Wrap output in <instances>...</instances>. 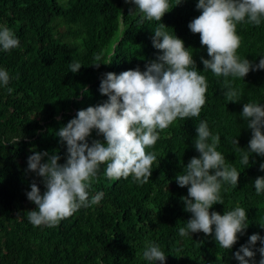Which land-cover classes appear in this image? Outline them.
Instances as JSON below:
<instances>
[{"label": "trees", "instance_id": "obj_1", "mask_svg": "<svg viewBox=\"0 0 264 264\" xmlns=\"http://www.w3.org/2000/svg\"><path fill=\"white\" fill-rule=\"evenodd\" d=\"M168 2L170 11L160 23L182 39L196 70L207 81L199 117L177 118L166 129L157 130L155 145L146 148L156 155L148 183L141 184L131 175L109 179L104 174L106 166L101 165L88 189L89 201L102 194L97 204L81 207L55 227H37L28 220V211L36 206L26 192L34 180L41 194L46 189L41 177L27 171V157L33 151H47L61 157L58 163L65 162L66 144L57 131L78 110L107 100L99 92L104 73L118 75L137 67L144 71L147 63L162 54L152 45V31L159 22L139 24L138 9L125 0H0V26L10 28L20 42L9 51L0 47V69L10 76L7 86L0 84V264H160L143 258L146 241L165 253L164 264H239L234 253L248 237H264V191L258 195L254 188L255 179L264 176L260 169L264 156L249 153L246 166L240 163L238 150L247 151L251 139L241 113L244 103L264 105V70H250L243 79L217 77L204 70L201 57L209 59L207 48L199 34L188 28L201 14L198 0ZM237 34L241 39L237 56L258 64L264 56V18L259 26L238 23ZM96 56L101 59L96 61ZM72 62L82 65L77 73L70 71ZM94 63L102 64L95 68ZM226 80L240 92L237 102L225 97ZM8 88L13 89L11 94ZM201 120L207 121L213 135L220 136L217 151L226 164L240 172L237 186L221 183L220 203L209 209L221 215L237 206L245 209L248 226L237 234L231 249L220 247L214 233L182 237L178 231L186 227L191 213L184 210L182 201L187 186L179 187L175 178L185 174L190 158L199 157L194 140ZM86 139L89 144L104 142L95 129ZM261 246L257 241L253 251ZM260 259L257 251L255 264Z\"/></svg>", "mask_w": 264, "mask_h": 264}, {"label": "clouds", "instance_id": "obj_2", "mask_svg": "<svg viewBox=\"0 0 264 264\" xmlns=\"http://www.w3.org/2000/svg\"><path fill=\"white\" fill-rule=\"evenodd\" d=\"M131 2L140 14L139 24L145 20L158 21L152 31V45L160 55L145 65L116 74H103L99 92L107 100L95 106L78 110L76 116L60 127L57 136L66 144V160L47 151L33 153L27 157V171L42 178L45 191L41 194L35 180L26 192L29 201L35 204L28 211V220L33 226L55 227L70 217L81 207L97 204L102 194L98 193L89 201L88 189L97 177L101 165L109 179L133 176L141 184L148 183L151 176L155 153L146 148L155 145L159 138L157 130H164L177 118L199 117L206 102L207 81L195 68L192 54L185 48L182 39L166 31L160 23L165 13L170 11L168 0H125ZM182 0H177L178 5ZM196 8L201 14L191 20L188 28L200 36V43L206 46L209 59L201 57L204 70H211L217 76L244 78L249 71L264 70V56L258 64L237 56L241 39L237 34V24L247 22L256 26L264 18V0H198ZM247 18V20H246ZM19 39L6 26H0V47L4 51L17 48ZM100 56L95 60L99 61ZM102 63L92 66L99 68ZM79 62L70 64V71L77 73ZM9 73L0 69V84L7 86ZM224 92L228 102H237L240 92L225 81ZM13 89L8 88L9 94ZM86 92L87 89L85 88ZM242 115L251 129V139L247 151L242 152L240 163L249 165V153L264 156V105L244 103ZM102 134L104 142L93 140L88 143L91 131ZM19 140V139H18ZM17 140V141H18ZM219 135L209 131L206 120L196 127L194 147L199 157H192L186 165L185 174L176 176L179 187L187 186V197H183L185 211L191 213L186 227L179 228L180 236L203 232L206 236L214 233L218 245L231 249L237 242V234H243L248 226L245 209L237 206L223 215L209 209L220 203L219 192L222 182L237 186L240 172L226 164L225 157L217 151ZM233 143L238 145L236 139ZM47 157V162L42 158ZM264 171V163L260 164ZM254 188L259 195L264 191V176L257 177ZM214 226V228H213ZM257 241L262 245L255 251ZM259 252V264H264V237L252 234L246 244L234 253L239 264H255L254 257ZM143 258L149 262L164 264L166 256L161 248L151 241L145 242Z\"/></svg>", "mask_w": 264, "mask_h": 264}]
</instances>
